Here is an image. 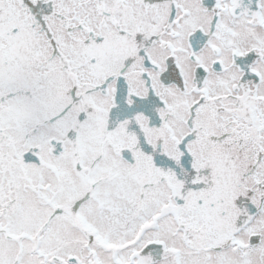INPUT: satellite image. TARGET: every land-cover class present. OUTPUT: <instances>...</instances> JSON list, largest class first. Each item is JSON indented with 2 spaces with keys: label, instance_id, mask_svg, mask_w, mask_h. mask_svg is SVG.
<instances>
[{
  "label": "snow or ice",
  "instance_id": "snow-or-ice-1",
  "mask_svg": "<svg viewBox=\"0 0 264 264\" xmlns=\"http://www.w3.org/2000/svg\"><path fill=\"white\" fill-rule=\"evenodd\" d=\"M0 264H264V0H0Z\"/></svg>",
  "mask_w": 264,
  "mask_h": 264
}]
</instances>
